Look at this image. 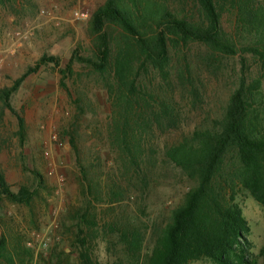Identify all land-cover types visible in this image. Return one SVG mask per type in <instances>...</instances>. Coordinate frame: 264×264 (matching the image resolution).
<instances>
[{
	"label": "rangeland",
	"instance_id": "374dc122",
	"mask_svg": "<svg viewBox=\"0 0 264 264\" xmlns=\"http://www.w3.org/2000/svg\"><path fill=\"white\" fill-rule=\"evenodd\" d=\"M105 1L0 0V90L12 87L44 56L55 59L12 95L14 113L0 100V168L14 193L26 187L36 194L30 207L0 200V236L5 233L30 250L23 264H83L86 249L98 264H145L172 212L194 186L164 158L165 146L222 117L237 87L239 62L222 59L208 67L202 61L204 49L197 45L174 57L170 79L152 74L155 89L165 92L175 107L176 123L154 125L146 138L154 152L148 153L144 172L124 175L108 137L111 106L105 77L80 60H96L90 22ZM77 13L86 18L78 20ZM232 21L226 13L225 27L231 28ZM186 62L192 74L182 81ZM260 74L255 66L251 76ZM18 117L25 122L22 136ZM114 182L122 198L112 203L107 194ZM236 203L250 227L251 253L264 264V206L243 188ZM86 209L95 217L90 232L82 219ZM112 224L139 232L138 259L129 256L120 235L110 230ZM80 226L85 236L79 235ZM79 238L86 239L85 247Z\"/></svg>",
	"mask_w": 264,
	"mask_h": 264
},
{
	"label": "trees",
	"instance_id": "16d2710c",
	"mask_svg": "<svg viewBox=\"0 0 264 264\" xmlns=\"http://www.w3.org/2000/svg\"><path fill=\"white\" fill-rule=\"evenodd\" d=\"M226 13L233 18L231 28L225 27ZM90 35L96 60H80L105 77L111 106L108 137L124 175L144 172L152 155L148 153L154 152L146 143L154 125L176 123L175 107L165 92L155 89L152 74L163 81L170 79L174 57L194 45L204 49L202 61L208 67L217 66L222 59L239 62L237 87L222 117L163 150L164 158L181 169L194 186L172 212L145 264L204 260L260 264L259 256L251 253L250 227L236 197L243 188L264 206V0H106L92 14ZM50 61L55 59L44 56L12 87L0 90L5 108L14 113L12 95ZM254 65L261 72L255 78L251 76ZM187 74H192L189 62L180 79L186 80ZM18 120L22 136L25 122L20 117ZM39 180L42 185L43 177ZM89 189L93 191L92 186ZM35 195L26 187L14 193L0 168V200L30 207ZM107 195L112 203L120 201L117 183ZM82 219L90 232L96 225L95 217L86 209ZM110 230L120 235L129 256L138 259L142 251L139 232L117 224ZM79 235H86L82 226ZM11 241L5 233L0 236V264H23V255L30 250ZM78 242L87 245L84 238ZM260 256L264 258V250ZM81 258L83 264H98L88 249Z\"/></svg>",
	"mask_w": 264,
	"mask_h": 264
},
{
	"label": "built area",
	"instance_id": "2783aa9c",
	"mask_svg": "<svg viewBox=\"0 0 264 264\" xmlns=\"http://www.w3.org/2000/svg\"><path fill=\"white\" fill-rule=\"evenodd\" d=\"M76 18H77L78 20H82V19L86 18V16L77 13V14H76Z\"/></svg>",
	"mask_w": 264,
	"mask_h": 264
}]
</instances>
